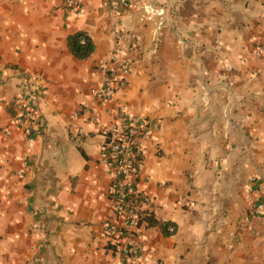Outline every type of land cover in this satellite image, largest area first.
I'll list each match as a JSON object with an SVG mask.
<instances>
[{
  "label": "crops",
  "instance_id": "0c3cea01",
  "mask_svg": "<svg viewBox=\"0 0 264 264\" xmlns=\"http://www.w3.org/2000/svg\"><path fill=\"white\" fill-rule=\"evenodd\" d=\"M26 0L0 10V264H120L101 124L118 106L146 120L138 188L155 223L144 264H264V0ZM92 53L75 57L68 35ZM126 86L95 95L116 35ZM22 102L41 122L27 140ZM249 220V223L246 222ZM174 232L164 234L161 223Z\"/></svg>",
  "mask_w": 264,
  "mask_h": 264
},
{
  "label": "built area",
  "instance_id": "2783aa9c",
  "mask_svg": "<svg viewBox=\"0 0 264 264\" xmlns=\"http://www.w3.org/2000/svg\"><path fill=\"white\" fill-rule=\"evenodd\" d=\"M26 0H0V10L7 3H20ZM114 9L119 3L110 1ZM134 0H126L121 6L132 8ZM68 11L79 14L82 11L81 0H67ZM124 32L116 35L114 50L109 54L108 61L100 63V83L94 88L95 95L101 99H110L127 84L131 61L122 54L119 40ZM264 51V43L256 44L254 54ZM14 121L22 127V133L31 140L41 128L38 116L22 102L15 104ZM103 152L101 161L111 174V180L106 190L112 208V217L103 226V233L108 242L120 254V264H144L149 253V247L136 241L140 227L149 225L148 215L154 218L150 211L152 198L138 188V180L143 162L142 142L151 137L150 128L145 119L130 113L124 105L118 106L109 123L101 124ZM252 216L264 214V203H256L251 211ZM249 223V220H246ZM168 233L174 232V226L166 224Z\"/></svg>",
  "mask_w": 264,
  "mask_h": 264
},
{
  "label": "trees",
  "instance_id": "16d2710c",
  "mask_svg": "<svg viewBox=\"0 0 264 264\" xmlns=\"http://www.w3.org/2000/svg\"><path fill=\"white\" fill-rule=\"evenodd\" d=\"M67 45L71 53L79 59L88 57L92 53L94 47L91 38L83 31H77L68 35ZM147 218L149 220V225L155 223L151 215H148ZM166 224L165 222L161 223V228L164 234H169L165 229Z\"/></svg>",
  "mask_w": 264,
  "mask_h": 264
}]
</instances>
